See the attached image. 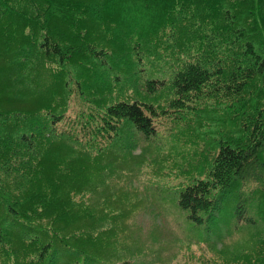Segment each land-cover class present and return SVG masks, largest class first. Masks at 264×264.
<instances>
[{"label":"trees","instance_id":"16d2710c","mask_svg":"<svg viewBox=\"0 0 264 264\" xmlns=\"http://www.w3.org/2000/svg\"><path fill=\"white\" fill-rule=\"evenodd\" d=\"M140 187L264 264V0H0V264L120 260Z\"/></svg>","mask_w":264,"mask_h":264},{"label":"rangeland","instance_id":"374dc122","mask_svg":"<svg viewBox=\"0 0 264 264\" xmlns=\"http://www.w3.org/2000/svg\"><path fill=\"white\" fill-rule=\"evenodd\" d=\"M133 133H135L132 130ZM137 153V152H136ZM148 169L151 177H161L168 175L167 172H155ZM169 170V169H165ZM135 197L136 201H145L146 206L134 208L130 213L129 234L130 244L134 251L123 256L120 260H113L108 263L95 262L94 264H200L202 252L208 251L213 259V264H256L259 244L255 243L256 238L251 240L238 237V231L228 233L223 229L220 232L222 238L218 237L214 246L200 245L201 241L208 238L206 228L203 224H198L190 220L184 211L183 218L179 210L171 207L168 211L160 212L153 207V200L144 188ZM250 221L253 211L243 212ZM255 217V216H254ZM260 227L264 228V221L258 219ZM264 231V230H262ZM129 231L127 230V234ZM215 235L210 237L215 240ZM238 237V238H237Z\"/></svg>","mask_w":264,"mask_h":264}]
</instances>
